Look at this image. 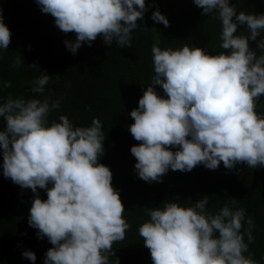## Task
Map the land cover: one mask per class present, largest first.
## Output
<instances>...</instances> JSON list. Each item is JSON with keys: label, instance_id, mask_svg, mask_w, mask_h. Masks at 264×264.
Masks as SVG:
<instances>
[{"label": "clouds", "instance_id": "1", "mask_svg": "<svg viewBox=\"0 0 264 264\" xmlns=\"http://www.w3.org/2000/svg\"><path fill=\"white\" fill-rule=\"evenodd\" d=\"M36 2L62 32L75 33L74 42L65 40L73 54L97 37L107 45L115 41L130 48L137 21L148 11L146 0ZM193 2L202 14L221 21L224 51L212 55L187 44L175 50L153 44L154 75L130 113L134 123L129 127L140 142L131 148L135 170L149 183L162 182L169 169L188 172L197 165L211 170L221 162L226 169L237 164L264 167V114L256 111L264 96V14L237 15L230 0ZM151 18L170 26L159 9ZM241 25H246L247 35L237 34ZM250 41L257 42L258 50ZM10 43L11 30L0 9V49H8ZM20 64L17 57L14 66ZM50 79L42 72L32 81V91L43 93ZM59 108L60 101L50 98L9 96L0 103L5 123L0 129L3 175L35 194L29 226L54 246L47 250L45 264H110V257L116 256L113 244L125 239L129 224L112 184L113 173L99 162L105 152L103 125L94 118L90 126H74L67 115L49 125L50 112ZM38 189L46 190V200ZM237 201L215 213L206 207L207 195L190 206L174 198L149 208L150 219L138 232L153 264H259L251 253L245 255L253 239V220L247 219L246 243V213L243 208L233 210ZM22 255L35 264L34 252ZM114 264H120L118 257Z\"/></svg>", "mask_w": 264, "mask_h": 264}, {"label": "trees", "instance_id": "2", "mask_svg": "<svg viewBox=\"0 0 264 264\" xmlns=\"http://www.w3.org/2000/svg\"><path fill=\"white\" fill-rule=\"evenodd\" d=\"M237 15L264 14V0H230ZM148 11L137 21L132 33L131 47H119L115 41L104 43L102 37L85 42L76 54L65 45V40L75 41V33H64L50 14L41 11L36 0H0L5 24L11 30L8 49H0V103L13 98H50L60 101V108L50 112L49 125L67 115L74 126H90L94 118L102 122L104 155L99 162L113 173V187L119 191L125 206L124 218L129 224L125 239L113 244L120 264H153L148 248L139 235V227L150 219L149 208L159 207L166 200L178 199L184 206L208 196L209 212H218L223 206L233 210L243 208L246 216L242 232L248 242L247 219L251 218L252 242L247 256L264 264V167L249 168L237 164L226 169L221 162L211 170L197 165L193 170L169 171L162 182H146L135 170L136 158L131 148L136 141L129 131L134 123L130 113L138 107L139 99L154 75L152 46L162 49L190 47L204 48L209 54L221 51L222 23L215 15L202 14L193 0H146ZM159 9L170 22L165 27L152 20ZM235 22V17H233ZM238 35H247L246 25L238 28ZM264 37V31L261 32ZM257 49V42L250 41ZM259 54V52H258ZM19 57L21 64L14 66ZM35 64L38 68L30 67ZM46 72L51 76L43 93L32 91V81ZM10 85V86H9ZM156 91L164 95L157 85ZM256 111L264 114V96L257 103ZM5 126L0 118V129ZM172 151L178 150L173 147ZM3 155L0 149V264H33L23 257L24 251L36 254L35 264H45L48 249L54 247L45 237L39 239L37 229L29 226L30 208L35 194L30 188H21L3 175ZM49 187H52L49 184ZM46 200L45 189H38Z\"/></svg>", "mask_w": 264, "mask_h": 264}]
</instances>
